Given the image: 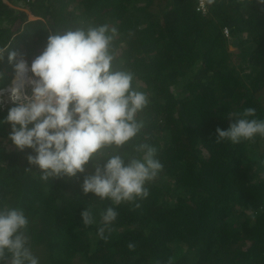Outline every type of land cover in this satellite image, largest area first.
<instances>
[{
  "label": "trees",
  "instance_id": "1",
  "mask_svg": "<svg viewBox=\"0 0 264 264\" xmlns=\"http://www.w3.org/2000/svg\"><path fill=\"white\" fill-rule=\"evenodd\" d=\"M9 1L27 12L0 0V47L18 54L39 55L48 29H117L114 66L135 74L149 104L139 135L115 151L139 155L135 146L147 143L163 164L147 198L117 207L104 240L97 229L110 201L81 187L95 163L43 181L27 160L32 150L16 148L10 124L0 125V197L25 210L40 264H264V138L215 141L231 114L252 107L264 119V5L214 0L202 16L199 0ZM12 71L5 53L0 89ZM11 106L0 101V119ZM85 208L97 223L83 224Z\"/></svg>",
  "mask_w": 264,
  "mask_h": 264
},
{
  "label": "clouds",
  "instance_id": "2",
  "mask_svg": "<svg viewBox=\"0 0 264 264\" xmlns=\"http://www.w3.org/2000/svg\"><path fill=\"white\" fill-rule=\"evenodd\" d=\"M213 2L199 0L197 9L202 16L211 13L209 4ZM256 2L264 5V0ZM201 3H205V11ZM48 30L44 49L30 64L24 58L28 54L0 47V60L7 53L13 65L11 82L0 89V94L5 90L6 105L12 106L0 125L10 124L9 139L16 148L32 150L34 154H28L27 160L40 170L43 181L76 177L90 161L95 163L94 172L84 176L81 187L85 194L110 201L100 213L97 229V235L107 240L105 233H111L119 215L117 207L147 198V185L163 168L157 149L147 143L135 146L139 155L115 151L141 132L144 125L138 113L147 107L149 98L132 86L133 72L114 66L115 27L104 23ZM224 32L229 36L227 27ZM229 117L234 122L227 129L216 128V142L237 145L257 136L264 138V119L256 118L255 108ZM106 148L114 151L105 152ZM81 217L85 226L97 223L90 208ZM29 223L22 207L8 206L0 197V264H40L29 243ZM128 247L134 249L135 245L129 243ZM168 264H174V259L169 258Z\"/></svg>",
  "mask_w": 264,
  "mask_h": 264
},
{
  "label": "rangeland",
  "instance_id": "3",
  "mask_svg": "<svg viewBox=\"0 0 264 264\" xmlns=\"http://www.w3.org/2000/svg\"><path fill=\"white\" fill-rule=\"evenodd\" d=\"M72 6V5H71ZM19 11H24V10H26V8L24 7V6H22V5H17V6H15ZM27 11V10H26ZM26 11H24V12H26ZM235 47V46H234ZM234 47H229L231 50H234L235 48ZM36 56H34V55H32V56H28V55H24V58L25 59H27L28 60V62H29V64L31 63V61H32V59H34ZM3 94H0V96H1V99H2V104L4 105V106H6V93H5V90H3Z\"/></svg>",
  "mask_w": 264,
  "mask_h": 264
},
{
  "label": "built area",
  "instance_id": "4",
  "mask_svg": "<svg viewBox=\"0 0 264 264\" xmlns=\"http://www.w3.org/2000/svg\"><path fill=\"white\" fill-rule=\"evenodd\" d=\"M202 1L204 2L205 0H202ZM200 8H202L203 11H205V3H201V7Z\"/></svg>",
  "mask_w": 264,
  "mask_h": 264
}]
</instances>
